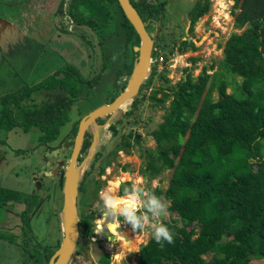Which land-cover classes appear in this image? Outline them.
Segmentation results:
<instances>
[{"label":"trees","instance_id":"trees-1","mask_svg":"<svg viewBox=\"0 0 264 264\" xmlns=\"http://www.w3.org/2000/svg\"><path fill=\"white\" fill-rule=\"evenodd\" d=\"M94 1L106 13V21L115 23L120 18L125 52L130 46L131 62L124 67L129 76L136 58L132 48L139 44V38L116 0ZM130 1L143 23L161 24L163 18L165 22L158 2ZM233 3L234 26L241 32L226 40L223 59L216 65L240 78L235 92H227L222 74L209 75L204 67L196 79L190 69H184L186 76L174 86L161 74L166 88H155L148 96L155 106L170 102L162 122L151 132L156 150L144 154L140 173L150 179L169 172L167 188L152 190L170 203L168 211L177 218L164 223L173 232L174 243L165 242L161 247L151 237L140 247L137 264H252L253 260L264 264V0ZM209 9L210 0H196L188 13L190 36L179 42L178 50H197L191 40L194 25ZM96 20L89 19L87 26L95 30ZM102 23L96 29L103 38L108 24ZM158 44L157 40L154 48L160 47ZM167 44L164 40L162 49ZM190 60L194 64L198 61ZM67 72L63 68L27 92L0 98V130L28 133L35 129L41 134V145L56 141L61 126L71 119L74 102L85 100L99 77L91 86L89 82L83 85L73 83ZM155 73L156 68H150L144 90ZM35 92L55 96L41 105L30 104ZM130 186V182L121 183L119 195ZM6 197L14 198L0 189V207ZM79 231L89 238L91 224L79 222ZM125 238L130 243L126 230ZM51 254L45 256V262Z\"/></svg>","mask_w":264,"mask_h":264},{"label":"rangeland","instance_id":"rangeland-1","mask_svg":"<svg viewBox=\"0 0 264 264\" xmlns=\"http://www.w3.org/2000/svg\"><path fill=\"white\" fill-rule=\"evenodd\" d=\"M14 1L23 6H13L12 8L1 7L2 9H0V11L3 10L4 14H0V24H2L1 22H7V20H12L16 25H19L21 22H23L21 23L22 25L29 24L30 26L26 32L20 31L19 33H26L27 42L31 39L33 42L39 41L41 44H44V52L41 53L39 57L40 62L37 69L26 77L23 73L24 70L21 68L23 67L25 69L27 62H29L28 57L24 60V64H20L21 68L18 70L15 65L13 68L9 65H4L1 62L4 58L0 55V98L18 91L27 92L36 84L46 80L54 70L59 71L63 68H67V74L69 73L72 75V77L70 76V80L73 83H81L84 85L85 82H89L90 86L92 80L99 76L97 77L99 79H95L97 83L91 86L88 97L83 101L78 100L74 102L72 110L70 111L72 122L61 126L59 129V134L62 130L61 137L57 141L47 145L55 149L54 152H44L39 149L35 151V155L37 154L38 157L44 155L48 158L50 161L48 165H51L54 161L62 159V154L60 151L57 152V147L63 143H61L60 140L62 136L67 134L69 128H73L78 120L92 110L111 102L112 99L121 93L124 85L126 86V78H128V76L124 67L127 63L131 62L130 46L127 49L128 52H125L124 30L118 24L120 18L116 21L117 24L116 22L106 21V13L97 7L94 0H86L83 1V3L79 2L80 4H77L76 0H74L73 5H75V7L72 8L71 17L76 22L70 24L73 31H71L67 22V17L64 16L63 13L65 9L68 8L70 0H63V3L61 2L62 0H50L49 5L47 4L44 6L43 13H41L39 17L33 15L35 10L42 9L41 5L37 7L36 0H2L3 3ZM147 1L153 4L158 2L164 9L165 22L164 18L161 24H158L156 21L149 22L147 28L148 33L154 38L155 44L157 40L159 41L158 46L160 47L156 48L157 53L154 52L153 55L157 58L161 56V61L155 62V64L150 67L156 68V73L153 75L150 87L147 90L145 89L138 97L142 98L145 96L144 101L140 103V110L136 109L134 116L130 113L125 114L124 111L130 106L127 105L123 107L121 111L111 115L110 119L107 120V123L116 121V128H118L117 137L133 129L136 134L141 136L142 141L138 149L132 148L127 154H120L121 166H126V171L120 174L116 180L111 179L112 174L110 169L105 171V176L102 177V179L105 180V184L102 185L100 191L106 187H112L117 190L118 184H116V181H120V183L130 182L132 185L142 178L140 168L143 164L140 165L139 161H142V159L144 160L143 156L145 153L156 150V144L151 136V132L156 130L157 126L162 122L163 115L168 109L170 102V99H168L163 105L155 106L150 103L147 97L148 94L151 93V90L155 88H166L167 83L159 78L161 74H165L166 78L169 79L168 85L174 86L186 76L184 69H190L192 78L196 79L205 67L209 75L219 72L224 76V79L228 83V93H234L235 87L241 81L239 77L229 75L223 68L216 65V63L219 64L223 59L222 46H224L226 40L233 33L241 32L234 26L232 10L234 4L233 0H210L209 11L194 25L193 35L191 37V40L197 46V50L194 52L189 50L180 51L177 49V45L181 40L190 36L188 13L196 0ZM27 3H30L29 8L27 7ZM54 15L56 17H54ZM93 18L97 19L96 23L94 22L93 25L96 28L103 25L102 22L108 24L107 27L104 28L105 32L108 34L103 38L100 36L98 29L95 28V31L87 26L86 23L88 20ZM2 33L3 32H0V39ZM164 40L169 44H167L168 47L162 49L161 45ZM99 43L101 46H98ZM174 44H176L175 48L171 50ZM192 57L198 59L195 64L190 60ZM210 65L213 66L212 69H210ZM56 95H58V93ZM53 96L55 95L47 96L46 94L42 95L41 93L35 92L31 95L32 99L30 104H44L46 99L53 98ZM213 98H216L215 91L213 93ZM1 109L0 106V110ZM126 121L131 122V125L125 126ZM65 125L66 127H64ZM94 129V151L96 152L99 146L107 145V138L112 132L101 130V137L99 138L96 128ZM13 131H15V129L9 132L0 131V189L9 188L16 191L20 188V185H24V175L29 172V169L32 171L37 165V161H39L35 159V157L29 156V158L24 156L23 153H26V151H28L26 148L36 144L37 140H40V138L35 135V131L29 136H15ZM18 131L20 132V130ZM15 137L17 140H15ZM114 141L117 142V139ZM92 159L89 164H92ZM97 159H95V161H97ZM28 167L29 169H27L25 173H18V169ZM41 167H43V165H41ZM168 175L169 172L164 171L156 178H143L146 181L145 187L149 189H166ZM91 188L87 189L89 196L92 193ZM4 211L3 208L0 209V264H43L44 261L41 255L32 253L29 249V252H25L21 249L26 245L21 235L6 234L7 232L5 229L2 228L4 222H6L4 216H7V211ZM169 213L170 215L163 219V223L177 218L175 213ZM12 221H14V219ZM119 230V233H117L119 244L118 247L115 248V252L117 253L115 262L121 264L122 261L118 257L124 256L126 252H132V250L139 251L140 247L152 236L150 230L147 229L141 232H133L128 227V224L123 221L120 224ZM125 230L130 238V243L126 242ZM44 232H48V227L46 230L42 228L40 235L38 232H35V235L29 236V241L30 244L33 245V250L39 252L38 246L47 243L46 238L41 241V237L46 235ZM38 242H40V244H38ZM87 248L84 242L81 241L77 249L79 254L73 258L71 264H94L95 259L90 249L88 248V250ZM132 256H130V263L135 262V258ZM251 263L261 264V261L253 260Z\"/></svg>","mask_w":264,"mask_h":264},{"label":"flooded vegetation","instance_id":"flooded-vegetation-1","mask_svg":"<svg viewBox=\"0 0 264 264\" xmlns=\"http://www.w3.org/2000/svg\"><path fill=\"white\" fill-rule=\"evenodd\" d=\"M2 3V0H0V9L5 8ZM0 14L3 15L4 11L1 10ZM144 24L147 29L149 22ZM152 39L154 41L153 37ZM146 82L147 79L140 87L136 100H134L129 106L130 109L128 110L127 108L124 111L125 114L130 113L131 115L133 114L132 116H134L136 109L140 110V103L144 101L145 96L142 98L138 97L143 93ZM114 99H112V101ZM110 116L111 115H107L102 119L96 120V132H98L99 138L101 137V130L107 132L111 131L112 134H110L107 138V145L105 144V146H99L96 152L94 151L92 159L93 161L91 162L92 164H89V168L84 171L78 188L77 213L79 216V222L87 221L89 224H91L92 233L89 238H84L81 236L79 231L77 248L69 264H71L73 262V258L79 254L77 249L79 248L81 241L84 242L85 247L90 249V252L95 259L94 264H118V262H115L117 254L115 252V248H117L119 244L117 233L120 231V225L117 228L113 227L112 230H110L108 227H105L102 235L95 233L97 227L96 220L100 217L97 207L99 202L98 193L101 192L100 188L105 184V180L102 179V177L105 176V171L110 169L112 174L111 179L118 178L119 175L123 173V166H121L120 163V154H127L132 148L138 149L142 139L141 136L136 134L133 129H130L129 132L123 133L117 137L118 128H116V121L107 123V120L110 119ZM80 120L74 124L73 128H69L67 134L62 136L60 140L61 143H63L57 147V152H61L62 159L54 161L51 165H48L50 162L49 159L44 155L38 157L37 154L35 155V151L39 149L41 151L51 153L54 152L55 149H53L51 146L41 145L37 141L33 146L26 148L28 149L26 153H23L24 156L35 157V159L39 160L37 161V165L32 171L29 169V167L18 169L19 174H23L27 171V169H29V172L24 175V185H20V188L16 191L9 188L1 189L3 192H5V196H14V198L6 197L3 201L4 204L0 207V209L3 208L5 210L4 212L7 211V216H4V218H6V222H4L2 228L5 229L7 235H21V237H23L24 243L26 244V247L23 246L21 249L25 252L29 249L30 252L41 255L44 261L43 264H48L50 258L58 248V243L61 241L62 235L59 215L63 205L62 185L64 181L65 170L73 152L74 139L77 135ZM71 122L72 119H70L67 124ZM66 125L64 127H66ZM129 125H131V122L126 121L125 126ZM94 130L95 129L93 126H90L84 133L81 149L77 158V165H79L87 156L89 149L95 140ZM61 133L62 130L60 131L57 140L61 137ZM115 139H117V142L114 141ZM86 145H88L87 148H85ZM95 159H97V161H95ZM143 161V159L142 161H139V164H143ZM41 165H43V167H41ZM102 167H104V172L101 174L100 170ZM120 184L121 183L119 181L117 186L118 194ZM88 188H91L92 190L90 195L91 197L88 195ZM13 219L16 222L12 221ZM47 227L48 232H44L46 235L43 234L44 236L41 237V241L42 239L46 238L47 243L40 246L41 244L38 242V244H40V248L38 246L39 252L33 250V245L30 244L29 236L35 235V232H38L40 235L42 228L46 230ZM133 251L135 253H133ZM138 252L139 251L135 250H132V252H126L124 254V259L121 260V264H137ZM48 254H51V256L45 262V256ZM130 256L135 258V262L130 263ZM118 258L121 259V257Z\"/></svg>","mask_w":264,"mask_h":264},{"label":"water","instance_id":"water-1","mask_svg":"<svg viewBox=\"0 0 264 264\" xmlns=\"http://www.w3.org/2000/svg\"><path fill=\"white\" fill-rule=\"evenodd\" d=\"M116 1L124 17L133 27L139 38V44L133 47L136 58L133 63L131 74L126 78V86L121 93L115 97L111 103L92 110L80 120L77 135L74 139L73 152L65 170L62 185L63 205L59 215L62 235L61 241L48 264H69L77 248L79 240V216L77 213L78 188L82 175L85 169L88 168L93 157L95 148L94 140L84 161L80 166L77 165V158L85 131L90 126L96 128L97 119H102L107 115H113L121 111L123 107L131 105L136 99L140 87L144 84L150 73L154 41L131 1ZM132 1L137 2L138 0ZM129 109L128 107V110ZM133 253L135 252L133 251Z\"/></svg>","mask_w":264,"mask_h":264},{"label":"clouds","instance_id":"clouds-1","mask_svg":"<svg viewBox=\"0 0 264 264\" xmlns=\"http://www.w3.org/2000/svg\"><path fill=\"white\" fill-rule=\"evenodd\" d=\"M145 184L146 181L141 178L130 187H125L123 196L111 187L101 190L97 206L100 217L96 220L95 233L102 235L105 227L111 230L123 221L130 225L133 232L150 230L152 238L161 247L165 242L174 243L173 232L162 222L170 215V203ZM123 259L124 256H121Z\"/></svg>","mask_w":264,"mask_h":264},{"label":"crops","instance_id":"crops-1","mask_svg":"<svg viewBox=\"0 0 264 264\" xmlns=\"http://www.w3.org/2000/svg\"><path fill=\"white\" fill-rule=\"evenodd\" d=\"M83 1H86V0H76V3L80 4V3H83ZM61 2L63 3V0ZM73 2H74V0H70L68 8H66L65 11L63 12L64 16L67 17V22H68L69 26L71 23L73 24L74 22H76L71 17L72 8L75 7V5H73ZM49 3H50V0H46V1L45 0H36L37 7L39 5H41L42 9L41 10H35V13L33 15L34 16L36 15L39 17L40 14L43 13L44 6L47 4L49 5ZM2 5L5 8H12L13 6L19 7L22 4L20 5L19 3L14 1V2H9V3L4 2V3H2ZM27 7L28 8L30 7V3L29 4L27 3ZM54 17H56V16L54 15ZM7 22H1L2 24H0V32H3L1 35L2 37L0 39V55L4 58V59H2L1 62L4 65H9L11 68H13L15 65L17 67V69L20 70V68H21L20 64H24L25 63L24 60L28 57L29 62H27L25 69L23 67L21 69L24 70L23 73H24L25 77L29 76L38 67V64L40 62L39 57L41 56V53L44 52V44H41V42H39V41L33 42L31 39H29V41L27 42L26 33H23V34L19 33L20 31L26 32V30H28V28L30 26L29 24H23L22 25L21 23H23V22H21L19 25H16V24H14V22L12 20H7ZM31 23H33V22H31ZM70 29H71V26H70ZM71 31H73V28L71 29ZM98 45L101 46L100 43ZM56 72H58V71H55V70L52 71L51 74L49 75V77L53 76ZM49 77H47V78H49ZM1 108H2V106H1ZM18 130L19 129L13 131L15 133L14 134L15 136H20V135L29 136V135L33 134L34 131H35V135L38 138L41 135L35 129H32L33 131L30 130L28 133H25L22 130H20V132H19ZM15 140H17L16 137H15Z\"/></svg>","mask_w":264,"mask_h":264},{"label":"built area","instance_id":"built-area-1","mask_svg":"<svg viewBox=\"0 0 264 264\" xmlns=\"http://www.w3.org/2000/svg\"><path fill=\"white\" fill-rule=\"evenodd\" d=\"M154 52H155V53H157V50H156V48H154V51H153V53H154ZM160 57H161V56H160ZM160 57H159V58H157L156 56H155V57L153 56V57H152V60H151V66H152V65H154V64H155V62L161 61V58H160Z\"/></svg>","mask_w":264,"mask_h":264},{"label":"bare ground","instance_id":"bare-ground-1","mask_svg":"<svg viewBox=\"0 0 264 264\" xmlns=\"http://www.w3.org/2000/svg\"><path fill=\"white\" fill-rule=\"evenodd\" d=\"M112 180H113V179H112ZM115 180H116V178H115ZM120 180H121V179H120ZM109 182H110V181H109ZM116 184H118V181H116ZM116 184H115V185H116ZM108 185H109V184H108ZM111 188H112V187H111ZM116 188H117V187H116Z\"/></svg>","mask_w":264,"mask_h":264}]
</instances>
